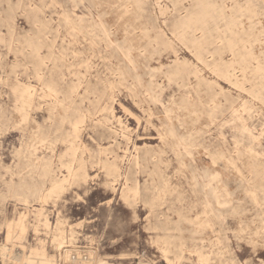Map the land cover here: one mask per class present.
<instances>
[{
  "label": "rangeland",
  "instance_id": "374dc122",
  "mask_svg": "<svg viewBox=\"0 0 264 264\" xmlns=\"http://www.w3.org/2000/svg\"><path fill=\"white\" fill-rule=\"evenodd\" d=\"M72 255L264 264V0H0V264Z\"/></svg>",
  "mask_w": 264,
  "mask_h": 264
},
{
  "label": "built area",
  "instance_id": "2783aa9c",
  "mask_svg": "<svg viewBox=\"0 0 264 264\" xmlns=\"http://www.w3.org/2000/svg\"><path fill=\"white\" fill-rule=\"evenodd\" d=\"M78 257L77 255H72L70 261L67 264H90L85 258Z\"/></svg>",
  "mask_w": 264,
  "mask_h": 264
},
{
  "label": "bare ground",
  "instance_id": "6f19581e",
  "mask_svg": "<svg viewBox=\"0 0 264 264\" xmlns=\"http://www.w3.org/2000/svg\"><path fill=\"white\" fill-rule=\"evenodd\" d=\"M79 141V140H78ZM50 191H53V187L50 189ZM18 255V258L21 257V255L17 254ZM91 260V258H90ZM67 261V260H66ZM91 264H95L92 260H91Z\"/></svg>",
  "mask_w": 264,
  "mask_h": 264
}]
</instances>
